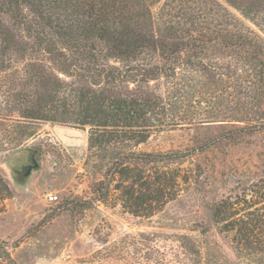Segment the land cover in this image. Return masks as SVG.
<instances>
[{
    "label": "trees",
    "instance_id": "1",
    "mask_svg": "<svg viewBox=\"0 0 264 264\" xmlns=\"http://www.w3.org/2000/svg\"><path fill=\"white\" fill-rule=\"evenodd\" d=\"M244 20L264 32V0H0V156L39 123L87 128L86 162L105 164L90 196L68 202L72 215L112 194L133 217L163 211L200 169L183 168L192 151L138 150L152 134L231 127L202 152L264 130V39ZM254 193L208 207L230 235L236 261L225 264H264V194ZM12 197L0 174V214ZM180 240L186 264H199L192 238Z\"/></svg>",
    "mask_w": 264,
    "mask_h": 264
},
{
    "label": "rangeland",
    "instance_id": "2",
    "mask_svg": "<svg viewBox=\"0 0 264 264\" xmlns=\"http://www.w3.org/2000/svg\"><path fill=\"white\" fill-rule=\"evenodd\" d=\"M244 22L264 39V32ZM229 128L211 124L155 133L138 147L192 151L183 168L200 169L196 185L191 176L179 199L142 218L123 211L113 194L107 205L97 203L72 215L68 202L90 196L89 185L99 178L96 166L105 162H86L87 128L37 124L33 138L0 156V174L13 191L0 214V264H186L183 235L192 238L187 245L197 250L199 264H212V257L220 264L235 262L230 235L208 221V207L235 194H264V130L198 151ZM49 194L56 199L48 201ZM202 227L207 232L199 235ZM250 263L261 264L254 258Z\"/></svg>",
    "mask_w": 264,
    "mask_h": 264
},
{
    "label": "built area",
    "instance_id": "3",
    "mask_svg": "<svg viewBox=\"0 0 264 264\" xmlns=\"http://www.w3.org/2000/svg\"><path fill=\"white\" fill-rule=\"evenodd\" d=\"M47 199H48V201H54L56 199V197L49 194V195H47Z\"/></svg>",
    "mask_w": 264,
    "mask_h": 264
}]
</instances>
